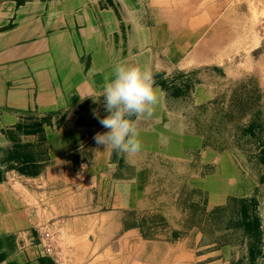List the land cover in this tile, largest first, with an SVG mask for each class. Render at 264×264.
Returning a JSON list of instances; mask_svg holds the SVG:
<instances>
[{
    "label": "crops",
    "instance_id": "1",
    "mask_svg": "<svg viewBox=\"0 0 264 264\" xmlns=\"http://www.w3.org/2000/svg\"><path fill=\"white\" fill-rule=\"evenodd\" d=\"M203 8L190 23L188 0H0V264H264V123L221 129L231 75L202 60ZM120 62L160 96L135 156L94 140ZM59 227L62 261L44 248Z\"/></svg>",
    "mask_w": 264,
    "mask_h": 264
},
{
    "label": "rangeland",
    "instance_id": "2",
    "mask_svg": "<svg viewBox=\"0 0 264 264\" xmlns=\"http://www.w3.org/2000/svg\"><path fill=\"white\" fill-rule=\"evenodd\" d=\"M188 2L190 23L194 21L191 17L194 12L203 11L207 4L216 5L212 19L202 28L205 40L200 44V49L210 55L203 61L218 63L231 75L220 83V87L231 89L230 95L234 97L231 100L235 104L233 112L236 111L234 115L237 119L232 121L233 112L222 117L221 129L227 131L235 128L239 133L248 123L245 115L251 113L253 123H264L260 121L261 111L264 110V0ZM196 4L197 8L194 9L193 5ZM196 80L197 77L194 78ZM243 142L247 146L257 145L251 138Z\"/></svg>",
    "mask_w": 264,
    "mask_h": 264
},
{
    "label": "clouds",
    "instance_id": "3",
    "mask_svg": "<svg viewBox=\"0 0 264 264\" xmlns=\"http://www.w3.org/2000/svg\"><path fill=\"white\" fill-rule=\"evenodd\" d=\"M154 85L150 68L127 62L113 66L111 78L105 77L102 91L108 115L101 118L93 110V117L108 129L107 132L95 134L97 145L127 156H135L142 151L138 123L153 118L160 103L158 89Z\"/></svg>",
    "mask_w": 264,
    "mask_h": 264
},
{
    "label": "built area",
    "instance_id": "4",
    "mask_svg": "<svg viewBox=\"0 0 264 264\" xmlns=\"http://www.w3.org/2000/svg\"><path fill=\"white\" fill-rule=\"evenodd\" d=\"M49 230V228H46ZM63 233L62 228H58L55 233H48V231H45V244L44 248L51 253L52 255L56 256L58 258V261H62V249L60 245L58 244V240L60 235ZM61 264V262H58Z\"/></svg>",
    "mask_w": 264,
    "mask_h": 264
},
{
    "label": "trees",
    "instance_id": "5",
    "mask_svg": "<svg viewBox=\"0 0 264 264\" xmlns=\"http://www.w3.org/2000/svg\"><path fill=\"white\" fill-rule=\"evenodd\" d=\"M256 123H251L249 125V130L252 131L254 128H255V125ZM242 224L244 226V229L246 231H251V230H255L256 234H255V241H260V237L257 233L258 231V228H259V220L255 217L253 218L252 220H247V215H246V211H245V208L242 207Z\"/></svg>",
    "mask_w": 264,
    "mask_h": 264
}]
</instances>
